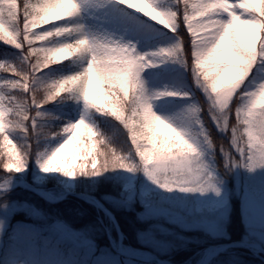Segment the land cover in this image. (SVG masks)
<instances>
[{
  "label": "snow or ice",
  "instance_id": "1",
  "mask_svg": "<svg viewBox=\"0 0 264 264\" xmlns=\"http://www.w3.org/2000/svg\"><path fill=\"white\" fill-rule=\"evenodd\" d=\"M116 2L173 35L183 25L196 49L193 55L197 86L202 87L206 95L210 91L208 99L212 101L213 109L227 114L222 122L212 116L218 130L230 135V146L216 148L223 158L224 169L246 168L250 173L264 170V103L261 102L264 86L252 94L246 110L236 113V127L229 123L227 111L234 92L257 59L258 48L264 56V0L259 7H252L248 0H177L184 9L182 16L157 11L151 0ZM78 12L76 0H0V43L20 51L27 47L25 61L32 62L29 74L11 69L9 74L14 79L0 85V88L22 94L18 98L0 93V155L7 158L4 170L15 174L26 170V156L9 138L10 126L25 134L30 126L35 132L36 120L28 114V109L39 110L67 93L75 94L86 107L120 123L128 133L138 164L126 162L127 158L117 155L111 148H101L104 142L98 141L94 129L82 120L63 130L71 138L45 163L37 161L43 173L59 172L75 179L77 175L99 177L117 169L135 173L142 167L145 176L165 192L199 193L201 196L212 192L220 197V181L209 171V165L200 162L196 149L181 133L153 114L140 80L145 67H154L147 57L136 55L134 47L106 46L86 37L56 48L37 47L53 38L81 31L70 27L37 31ZM225 16L227 20L216 18ZM249 25H255V31L249 29ZM182 52L178 45L175 50L161 51L158 55L175 57V62L184 66ZM76 58H87V67L81 73L48 87L38 86L40 72ZM2 70L3 65H0ZM237 71L242 76L233 81L232 76ZM34 85H37L35 91ZM41 91L43 97L39 95ZM198 111L193 109L192 115L196 116ZM241 124L243 129L239 127ZM204 142L209 150H213L207 137ZM4 190L6 186H0V191ZM2 227L0 225V229Z\"/></svg>",
  "mask_w": 264,
  "mask_h": 264
},
{
  "label": "rangeland",
  "instance_id": "2",
  "mask_svg": "<svg viewBox=\"0 0 264 264\" xmlns=\"http://www.w3.org/2000/svg\"><path fill=\"white\" fill-rule=\"evenodd\" d=\"M110 1L111 0H76L80 12L84 14L88 13L87 15H90L93 20L101 24V28L96 30L93 35H89L88 39L106 46L119 45L120 47L129 49L134 47L136 55L147 57L148 62L154 65V67L151 68L145 67L146 71L140 75L145 95L151 102L153 114L167 123L175 131L181 133L183 138L196 149L200 162L209 165V171H211L217 181H220L218 187L222 193L220 197H216L212 192L204 196H201L199 193H186L180 191L168 193L153 184L145 176L141 167L140 170L135 171V173L122 171V173L118 175V184L122 187V194L120 199L110 201H113L115 205L117 203L127 208L131 207L132 204H139L142 207V211L139 213V219L148 224V229L140 231L138 233V238L140 242L150 250L163 254L170 253L181 246H186L189 237L184 234V232L199 231L214 238H227L226 225L231 211L230 199L231 196L235 194L239 196L242 201V216L246 227V236L241 241L258 244L264 248V170L258 169L252 173L248 172L246 168L232 170L231 175L234 189L231 187L230 181L223 179L222 174L216 167L214 147L213 150H209L207 144L204 142L205 137L211 140L207 130L198 122V118L192 115V112L189 110L187 111L184 106L185 100L177 98L178 95L181 96L183 89V83L178 79L183 66L174 62L172 57H162L158 55L162 50H156L151 47L150 42H142L140 40L139 34L141 29H147L150 26L148 22H144L141 28L139 22L136 21H131L130 25H126L124 23H119L116 18L113 19L112 12H114L117 17V15H121V11L119 9L114 11L110 5ZM231 2H238V0H231ZM151 3L155 6L157 11L165 15L172 13L179 14L177 11V0H151ZM248 3L252 5V0H248ZM182 10L184 11V9ZM132 12L137 16H142L134 11ZM105 17H107L109 21L102 27V24L105 22ZM216 18L227 20L226 16L223 18ZM146 19L152 22L150 19ZM132 26L135 27L133 28L134 30ZM185 31L187 30L185 29ZM172 42L180 46V42L174 35L172 36ZM61 45H63V40L60 38V42L56 47ZM5 49L6 48L3 50L4 52L0 51V65H3L6 71L15 69L17 72H20L19 66L5 56ZM191 50L192 60L195 63L193 54L196 49L193 42L191 43ZM257 52H259V48ZM153 53L157 55H152ZM79 66L84 70L87 67V58L81 59ZM0 76H2V74H0ZM197 79L194 69V80L197 89L202 93L204 99L208 101L212 113L216 112L217 110L212 108V101L208 99V95H211L210 91L206 95L203 88L197 86ZM10 81L9 77L6 80L0 79V85H5ZM200 84L203 85L202 80ZM262 86H264V74L258 69L254 72L253 67H251L248 75L234 92L229 102L228 109L231 108L233 98L237 94L242 93V101L238 107V111L243 112L246 110L251 103L252 94L258 93ZM242 89H245L246 92L244 90L242 92ZM0 93L10 96L7 88H0ZM16 93H18L16 95L18 98L22 95L19 91H16ZM160 94L163 95L161 98L157 99L156 97ZM29 109L31 110V108ZM89 117V111L86 105L83 103L77 105L63 130L74 126L82 120L87 123ZM214 125L216 127L215 123ZM240 128L243 129V126ZM63 130L41 141V148L35 151L32 162L30 163L29 160L26 159V170L19 174L9 173L11 177L7 181L0 183V186L11 188L22 182H29L45 189L47 185H50L49 187L52 189L45 190V197L49 200H55L64 196L65 191L77 192V180L81 175H77L75 179H69L59 172L43 173L37 163V161H39L40 164L45 163L55 151L71 138L70 134L65 135ZM121 157L127 158L126 162L128 163L138 164L135 151H129V153L121 155ZM22 187L27 188L26 186ZM18 211H24L34 218L43 217L42 212L28 202L22 203L17 201L3 205L0 214V225H3L2 229H0V257L7 246L5 235L9 228L8 221L13 214ZM109 220L112 222L110 218ZM45 226L46 223L44 224V227ZM48 231L57 235L58 239L83 249V251L89 255L95 254L93 255L95 261H109L115 259L114 252L110 249L105 248L101 251H99L98 248L96 249V242L93 241L87 232L74 230L63 222L52 223ZM212 246L215 250L222 248V244ZM122 248L128 254H137L135 250L129 246L124 245ZM113 250H120L119 242L114 246ZM206 252L207 249L196 254L194 257H191L186 264H203L202 259ZM262 263H264V254L250 246L249 248L243 246L231 247L224 251V254L221 256L213 257L208 261V264ZM0 264H2L1 261Z\"/></svg>",
  "mask_w": 264,
  "mask_h": 264
},
{
  "label": "trees",
  "instance_id": "3",
  "mask_svg": "<svg viewBox=\"0 0 264 264\" xmlns=\"http://www.w3.org/2000/svg\"><path fill=\"white\" fill-rule=\"evenodd\" d=\"M252 4H256L259 7L261 0H252ZM110 5L114 11L116 9L121 11V15H117V17L112 12V18H116L119 23L130 25L131 21H136L139 22L141 28L144 22L150 24L147 29H141L139 35L142 42H150L151 47L156 50L173 51L177 48V44L172 42L173 35L164 28L148 21L145 17L135 15L125 6L118 4L116 0H111ZM177 6V11L182 16L183 6L179 4ZM87 14L78 12L77 15L69 19L60 22L57 21L54 25H46V29H37V31H49L63 27L81 29L79 32L61 37L63 44L72 43L80 38H88L89 35H93L96 30L101 28V24L97 23V21L93 20ZM104 21L102 27L109 20L105 17ZM133 28L135 27L132 26ZM35 35L33 34V36ZM174 37L180 42V47L183 50V60L185 61V65L180 71V76L176 74L178 79L183 83L182 94L181 96L178 95L177 98L185 100L184 106L187 111L192 112L193 109L199 110L196 117L198 118V122L207 130L211 140L214 139L217 142L222 141L223 144L230 146V138H227L225 134H221L215 127L212 121V115L209 112L211 107L195 85V63L192 60L191 50L192 38L185 31L183 25H181ZM59 42L60 38H53L45 42L47 44L38 45L37 47L55 48ZM4 48H6L5 56L9 57L19 66L20 73L29 74L31 71L30 64L32 62L25 61L27 47H25L24 51H20L10 45L0 43V51L4 52ZM172 58L175 62V57ZM80 60V58H76L62 61L61 64L40 72L37 77L39 82L38 86L48 87L58 83L60 80L81 73L83 69L79 66ZM256 69L264 74V56H261L260 52H257V59L253 65L254 72ZM0 74H2L0 79L6 80L8 77L9 81L11 78V81L14 79L10 76L9 70H2ZM36 87L37 85L33 86V91H35ZM243 90L245 91V89H242V92ZM8 91L9 95L16 96L18 94L9 89ZM241 94L239 93L233 98L231 108L228 109L229 123L231 125H237L236 113L242 101ZM39 95L43 97L44 93L41 91ZM82 103L84 104L83 100L75 94L66 93L39 110L34 108H31V110L28 109V114L36 120L37 128L35 132H33L30 126L28 127L27 134L10 126L8 132L9 138L31 163L34 159L35 151L41 148V141L62 132L68 123L69 117L72 116L74 109ZM37 111L39 112V117H37ZM88 111L90 117L87 124L97 133L98 141L104 142L101 148H111L119 156L129 153V151H134L128 140V133L120 123L110 116L100 115L95 109L88 108ZM12 120L14 121L15 118H12ZM239 126L242 127L243 125L241 124ZM214 150L217 169L222 174L224 180L230 181L231 187L234 189L231 171L224 169L222 156L215 147ZM6 163L7 158L0 155V183L7 181L11 177L4 170ZM122 171L120 169L108 171L99 177L81 175L77 180V192L94 195L105 204L121 226L125 235V246L133 249L147 250L155 256L168 260L172 264H186L191 257L205 251L212 245L239 242L246 236V227L242 216V201L239 196L233 194L230 199V216L226 225L227 238H214L199 231H189L184 232L189 237L186 246H181L170 253L163 254L150 250L138 238L140 231L148 229V224L139 219V213L142 211V207L139 204H132L131 207L127 208L121 204L116 203L115 205L113 201H110L120 199L121 197L122 187L118 184L117 177ZM49 186L47 185L45 189H52ZM17 201L33 204L42 212L43 217L34 218L24 211H18L13 214L8 221L9 228L5 235V241H7L6 250L4 249L5 251L0 257L2 264H154L127 258L118 251L113 250L114 246L119 242L116 227L113 222H110L109 217L93 203L73 196L53 203L43 199L27 188L19 187L10 191H0V214L3 205ZM56 222H63L74 230L87 232L93 241L96 242V249L98 248L99 251L105 248L110 249L114 252L115 259L95 261L93 258L95 254L89 255L83 249L58 239L57 235L48 231L52 223ZM45 223L46 226L44 227Z\"/></svg>",
  "mask_w": 264,
  "mask_h": 264
},
{
  "label": "water",
  "instance_id": "4",
  "mask_svg": "<svg viewBox=\"0 0 264 264\" xmlns=\"http://www.w3.org/2000/svg\"><path fill=\"white\" fill-rule=\"evenodd\" d=\"M21 186H26L27 188H29L31 191L35 192L36 194L40 195L41 197L45 198L44 196V189L37 187L29 182H22L19 183L17 185H14L11 188H6V190L15 188V187H21ZM5 191V190H4ZM75 196L78 198H84V199H88L91 200L93 203H95L99 208L102 209V211L108 216L110 217V219L113 221V223L115 224L117 231L119 233V237H120V242H119V247H120V253H122L123 255L130 257V258H135V259H141L144 260L142 257H140L139 255H128V254H124L121 251V247L123 246V242H124V234L121 230V227L118 223V221L116 220V218L113 216V214L111 213V211L95 196L93 195H89V194H82V193H76V192H69V191H65L64 196H62L61 198L57 199L56 202L63 200L64 198L68 197V196ZM234 246H243V247H252L257 249L258 251L264 253V248L258 244H254V243H247V242H238V243H231V244H227L225 245L222 249L220 250H209L204 258H203V262L204 264H208V261L210 258L220 254L221 252H224L226 249L230 248V247H234ZM138 253H142V251H138ZM151 261L159 263V264H169L167 261L159 259V258H151Z\"/></svg>",
  "mask_w": 264,
  "mask_h": 264
},
{
  "label": "clouds",
  "instance_id": "5",
  "mask_svg": "<svg viewBox=\"0 0 264 264\" xmlns=\"http://www.w3.org/2000/svg\"><path fill=\"white\" fill-rule=\"evenodd\" d=\"M251 6H252V7H258V5H256V4H252ZM247 27H248L249 29L253 30V31H255V29H256V26H255V25H249V26H247ZM241 76H242V73L239 72V71H237V72H235V73L233 74V76H232V80H233V81H235V80H239V79L241 78ZM261 102L264 103V97L261 98ZM216 110H217V111L214 112V113H212L211 110H209V112L211 113L212 116H215V119H216L217 121H221V122H222L224 119L227 118V114H226V113L220 112L218 109H216ZM232 126H233V127H236V125H232ZM221 133H222V132H221ZM226 137H227V138H230V137H228V136H226ZM210 141H211L212 146L215 147V148H219L221 145L227 146V145L223 144L222 141L217 142V141H215L214 139H213V140H210ZM210 159H211V157H210Z\"/></svg>",
  "mask_w": 264,
  "mask_h": 264
}]
</instances>
